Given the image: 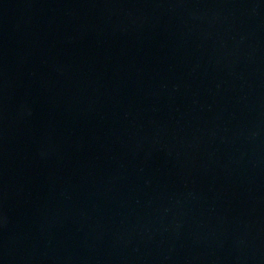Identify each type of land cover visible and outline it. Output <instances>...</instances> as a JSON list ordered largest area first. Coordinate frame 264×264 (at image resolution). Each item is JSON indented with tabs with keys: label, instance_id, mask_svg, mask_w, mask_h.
Instances as JSON below:
<instances>
[{
	"label": "water",
	"instance_id": "water-1",
	"mask_svg": "<svg viewBox=\"0 0 264 264\" xmlns=\"http://www.w3.org/2000/svg\"><path fill=\"white\" fill-rule=\"evenodd\" d=\"M0 264H264V0H0Z\"/></svg>",
	"mask_w": 264,
	"mask_h": 264
}]
</instances>
